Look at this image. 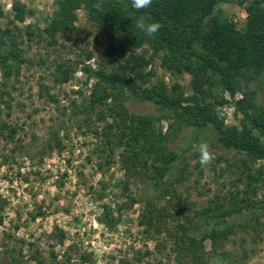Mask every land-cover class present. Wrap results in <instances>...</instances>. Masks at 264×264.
<instances>
[{
    "label": "rangeland",
    "instance_id": "374dc122",
    "mask_svg": "<svg viewBox=\"0 0 264 264\" xmlns=\"http://www.w3.org/2000/svg\"><path fill=\"white\" fill-rule=\"evenodd\" d=\"M57 1L0 0V27L12 32L26 59L20 66L11 64L9 78L0 69V123L16 129L13 139L7 128L0 131V264H194L179 245L181 227L211 202L228 207L244 199L264 200L263 183L249 178L246 157L224 148L215 134L198 133L195 140L187 128L170 145L184 151L185 159L175 167L167 190L155 191L147 176L127 175L120 162L122 148L109 147L107 138L96 134L113 119L98 120V112L86 115L83 109L97 83L86 67L121 73L130 44L91 21L85 8L76 12L72 32L48 34ZM17 2L25 7L23 21L15 18ZM246 6L243 0H221L215 13L243 31ZM8 44L0 51H7ZM137 53L148 64L142 79L128 74L131 79L144 88L179 87L186 97L194 96L192 76L169 71L162 52L143 45ZM61 66L69 70L68 82L60 81ZM240 82L246 85L245 79ZM249 88L264 107V76ZM213 92L218 101H226L217 105L219 117L239 127L243 116L235 101L241 94L232 98L219 83ZM121 97L130 115L153 116L157 129L167 132L172 122L167 109L128 89ZM201 144L208 146L207 165L200 163ZM249 165L255 173L263 162ZM149 201L167 212L161 234L140 224ZM227 223L233 233L217 245L191 232L201 241L199 264H264V209L246 208Z\"/></svg>",
    "mask_w": 264,
    "mask_h": 264
},
{
    "label": "trees",
    "instance_id": "16d2710c",
    "mask_svg": "<svg viewBox=\"0 0 264 264\" xmlns=\"http://www.w3.org/2000/svg\"><path fill=\"white\" fill-rule=\"evenodd\" d=\"M220 1L153 0L149 8L136 11L131 8L130 0H58L56 19L45 30L52 36L72 32L76 12L85 8L91 21L123 35L130 44V54L121 73L86 67L85 71L97 83L83 112L86 115L98 112V120L113 119L103 132L96 131V134L106 137L109 147L122 148L120 162L127 175L147 176L155 191L169 188L171 184L167 185V182L175 167L185 159L184 151L178 153L170 148L185 128L192 129L195 140L198 133L215 134L224 148L244 155L243 164L248 168L249 178L264 186V107L257 104L255 92L249 88L258 76H264V0H243L247 4L243 31L237 29L234 22L222 20L215 13ZM13 8L15 18L23 21L25 7L17 2ZM141 15L150 17V22H159L161 28L152 36L146 35L135 24ZM112 40L115 36H111ZM7 42L9 49L4 53L0 51V69L5 78L12 74L11 64L26 63L15 36L0 27V48ZM143 45H148L155 53L162 52V64L173 74H190L194 96L186 97L179 87L172 90L144 88L136 79H131L128 74H135L139 79L144 77L141 72L148 62L137 53ZM64 68L59 67L63 70L60 81L68 82L69 70ZM241 79L246 80V85L241 84ZM216 83L232 98L241 94L242 97L235 101L236 112L243 116L239 127L228 126L219 117L217 105L226 101H218L215 97ZM126 89L172 113L167 132L157 129L153 116L129 114L121 97ZM207 98H213L214 102H207ZM110 100H113L112 104H108ZM3 128H7L11 139L15 137L14 127L0 123V131ZM258 161L263 165L251 173L249 163ZM133 203H136L135 199ZM229 206L211 202L197 217L188 219L187 226L181 227L179 245H183L184 250L187 248L194 264L202 260L201 241L190 235L191 232H199L204 240L217 245L233 233L227 223L229 219L243 214L246 208L264 209V200L244 199L240 204L233 202ZM108 213L107 210L106 218L110 217ZM166 213L149 201L140 224L161 234L166 229Z\"/></svg>",
    "mask_w": 264,
    "mask_h": 264
},
{
    "label": "clouds",
    "instance_id": "9594fccd",
    "mask_svg": "<svg viewBox=\"0 0 264 264\" xmlns=\"http://www.w3.org/2000/svg\"><path fill=\"white\" fill-rule=\"evenodd\" d=\"M152 2L153 0H130V6L132 9L139 11L149 8ZM150 20V17L146 18L144 15H141L135 21L136 27L148 36L155 34L162 26L159 22H150ZM199 151L201 165H207L211 159L207 144H201Z\"/></svg>",
    "mask_w": 264,
    "mask_h": 264
}]
</instances>
